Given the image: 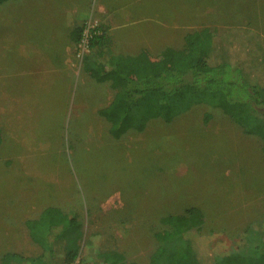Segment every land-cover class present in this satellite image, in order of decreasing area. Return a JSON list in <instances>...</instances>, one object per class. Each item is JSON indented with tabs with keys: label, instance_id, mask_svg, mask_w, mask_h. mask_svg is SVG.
<instances>
[{
	"label": "rangeland",
	"instance_id": "374dc122",
	"mask_svg": "<svg viewBox=\"0 0 264 264\" xmlns=\"http://www.w3.org/2000/svg\"><path fill=\"white\" fill-rule=\"evenodd\" d=\"M203 27L252 31L264 43V0L0 4V256L39 254L25 221L49 206L75 207L78 258L92 264H107L95 251L109 238L127 262L148 264L161 219L192 206L209 254L264 242V143L205 104L114 139L98 114L113 91L84 71L79 41L67 45L71 31L99 28L113 53L158 54ZM8 262L19 264L0 258Z\"/></svg>",
	"mask_w": 264,
	"mask_h": 264
},
{
	"label": "trees",
	"instance_id": "16d2710c",
	"mask_svg": "<svg viewBox=\"0 0 264 264\" xmlns=\"http://www.w3.org/2000/svg\"><path fill=\"white\" fill-rule=\"evenodd\" d=\"M79 31H71L75 42ZM89 48L91 53L83 57L84 71L97 82H107L113 91L110 102L98 110L112 138L142 131L152 119L169 122L191 106L205 104L221 110L245 135L264 143V43L254 32L240 33L231 27L219 35L203 27L185 33L180 49L152 54L142 48L131 55L113 53L104 33L95 28ZM75 210L73 206L67 211L44 208L37 218L25 221L39 254L6 253L2 259L15 258L19 264H92L78 258L83 232ZM203 219L194 206L164 216L161 222L167 227L153 233L156 246L148 264H264L261 239L246 252L209 254L198 235ZM95 252L107 264H135L125 260L112 238Z\"/></svg>",
	"mask_w": 264,
	"mask_h": 264
},
{
	"label": "built area",
	"instance_id": "2783aa9c",
	"mask_svg": "<svg viewBox=\"0 0 264 264\" xmlns=\"http://www.w3.org/2000/svg\"><path fill=\"white\" fill-rule=\"evenodd\" d=\"M92 31V29H89ZM90 37H91V34L90 33H82V35L80 36L79 38V42L77 43L78 46V50H77V53H76V58L81 60L83 57H84V54L87 53L89 50V44H90Z\"/></svg>",
	"mask_w": 264,
	"mask_h": 264
},
{
	"label": "crops",
	"instance_id": "0c3cea01",
	"mask_svg": "<svg viewBox=\"0 0 264 264\" xmlns=\"http://www.w3.org/2000/svg\"><path fill=\"white\" fill-rule=\"evenodd\" d=\"M69 39H70V43H67V45L71 44L72 42H75L71 37ZM60 55H63V53H61ZM10 253H13V252H10ZM2 257H3V255L0 256V258H2Z\"/></svg>",
	"mask_w": 264,
	"mask_h": 264
}]
</instances>
